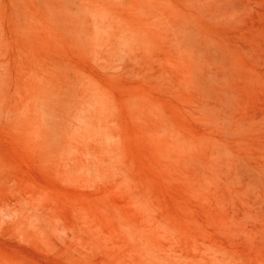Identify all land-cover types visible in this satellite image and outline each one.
Returning <instances> with one entry per match:
<instances>
[{"label": "rangeland", "instance_id": "rangeland-1", "mask_svg": "<svg viewBox=\"0 0 264 264\" xmlns=\"http://www.w3.org/2000/svg\"><path fill=\"white\" fill-rule=\"evenodd\" d=\"M0 264H264V0H0Z\"/></svg>", "mask_w": 264, "mask_h": 264}]
</instances>
